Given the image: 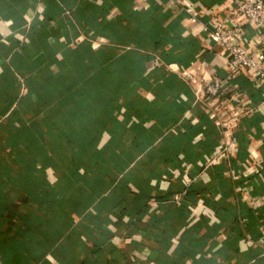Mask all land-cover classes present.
I'll use <instances>...</instances> for the list:
<instances>
[{
	"label": "crops",
	"instance_id": "obj_1",
	"mask_svg": "<svg viewBox=\"0 0 264 264\" xmlns=\"http://www.w3.org/2000/svg\"><path fill=\"white\" fill-rule=\"evenodd\" d=\"M234 8L0 0V182L26 164L40 176L8 194L1 231L32 218L27 236L53 235L13 244L12 264H264V82L234 71L203 32L239 26L256 56L254 29ZM215 81L220 97L200 92ZM84 106L101 131L82 133Z\"/></svg>",
	"mask_w": 264,
	"mask_h": 264
},
{
	"label": "built area",
	"instance_id": "obj_2",
	"mask_svg": "<svg viewBox=\"0 0 264 264\" xmlns=\"http://www.w3.org/2000/svg\"><path fill=\"white\" fill-rule=\"evenodd\" d=\"M235 8L233 16L241 15L247 24L251 25L255 34V47L260 49L256 56L251 55L249 48L241 43L244 30L236 25H229L227 22H217L210 29L203 26V32L209 41L221 47L229 58L230 67L237 72L250 71L258 81L264 82V0H234ZM186 13L191 14L189 5L184 6ZM223 87L220 82L204 84L200 90L203 94L218 98L223 94ZM231 129V125H228ZM260 207L264 208V193L257 201Z\"/></svg>",
	"mask_w": 264,
	"mask_h": 264
},
{
	"label": "trees",
	"instance_id": "obj_3",
	"mask_svg": "<svg viewBox=\"0 0 264 264\" xmlns=\"http://www.w3.org/2000/svg\"><path fill=\"white\" fill-rule=\"evenodd\" d=\"M154 43H156V42H154ZM100 91H102V90L101 89L98 90L97 93H100ZM118 95H119V91L115 90L113 97L117 98ZM81 96H82V98H88L86 95L81 94L79 92H78V94H75L71 98H78L79 99ZM83 100H84L83 102H87L86 99H83ZM60 103L65 104L66 106H63L61 108H65L66 112H69L68 104H66L62 101ZM112 103H113L112 100L107 102L108 106L106 109H104V112H103L104 115H107V113L111 112V110L113 108ZM57 108H59V107H57ZM78 109H79V112L83 113L82 115H84V116H81L82 120H80V118H79V120L81 121L80 123H82V126H83V132L82 133H86V134L91 133V132L96 133V130H98V128H100V131H101V128L103 127V122L101 120L100 121H95V120L90 121V117L85 116V115H87V113L90 115V113H89L90 107L84 106L83 108H81L82 111H80L79 107H78ZM69 123L71 124L70 128L68 129L67 132L65 131L63 133H71L70 131L75 128L74 125L80 124L79 122L73 121V120L69 121ZM84 136H86V135H84ZM13 143H15V142L13 141ZM8 144L10 145L11 142H8ZM85 154H84V156H85ZM67 156H71L73 159V158L77 157L78 155L72 154V155H67ZM29 168H30V166L28 167L27 164L23 165L22 167L18 166L16 168L8 167V168H6V170H4V180L0 182V238L3 237L7 242L6 247L3 250V252L2 251L0 252L1 253L0 256L4 260L3 264H12L14 262V261L9 260V258L6 257V256L13 257L15 255L14 253L16 252V249L15 248L13 250L11 249L13 244L20 243V244L25 245V243H27L28 239L34 240L35 238L36 239L39 238L42 242H48L49 239L53 236V235H50L49 233L44 232L43 231L44 229L40 228L42 226L43 222H39V221L35 227L40 228V229L36 233H34V235H32L30 237L27 236L28 231L31 230L32 227H34V219H32V218L27 219L26 222L24 221L26 223V226H24V224H23V226H19L17 228V230H15L13 232L12 235H10V231L12 228L4 230V232L1 231L2 228L4 227V225L6 224V222L11 220L9 216L5 217V214L10 215L12 210H14V207L11 204L12 201L8 197V194L11 192L18 193L21 190L26 191L28 188L33 190V189H35L37 182L40 181V179H39L40 176H38V177L34 176ZM96 176L97 175H93L94 180L97 179ZM32 190H31V193H32ZM4 197L7 199L6 201L3 200ZM180 212L183 213L182 208L180 209ZM27 225H29L31 228L27 227ZM16 261L18 262L19 259L17 258ZM20 264H22V263L20 262Z\"/></svg>",
	"mask_w": 264,
	"mask_h": 264
}]
</instances>
